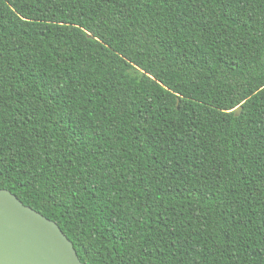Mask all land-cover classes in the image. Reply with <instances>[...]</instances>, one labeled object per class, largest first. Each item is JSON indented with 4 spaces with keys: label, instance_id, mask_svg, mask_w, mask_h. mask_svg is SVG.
I'll list each match as a JSON object with an SVG mask.
<instances>
[{
    "label": "trees",
    "instance_id": "1",
    "mask_svg": "<svg viewBox=\"0 0 264 264\" xmlns=\"http://www.w3.org/2000/svg\"><path fill=\"white\" fill-rule=\"evenodd\" d=\"M0 190L83 264H264V0H0Z\"/></svg>",
    "mask_w": 264,
    "mask_h": 264
},
{
    "label": "water",
    "instance_id": "2",
    "mask_svg": "<svg viewBox=\"0 0 264 264\" xmlns=\"http://www.w3.org/2000/svg\"><path fill=\"white\" fill-rule=\"evenodd\" d=\"M0 264L83 263L57 223L0 190Z\"/></svg>",
    "mask_w": 264,
    "mask_h": 264
}]
</instances>
